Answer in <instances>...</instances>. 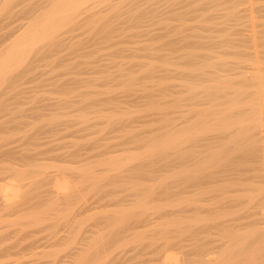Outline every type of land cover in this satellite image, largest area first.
I'll return each mask as SVG.
<instances>
[{"label": "rangeland", "instance_id": "obj_1", "mask_svg": "<svg viewBox=\"0 0 264 264\" xmlns=\"http://www.w3.org/2000/svg\"><path fill=\"white\" fill-rule=\"evenodd\" d=\"M0 163V264H264V0H0Z\"/></svg>", "mask_w": 264, "mask_h": 264}, {"label": "bare ground", "instance_id": "obj_2", "mask_svg": "<svg viewBox=\"0 0 264 264\" xmlns=\"http://www.w3.org/2000/svg\"><path fill=\"white\" fill-rule=\"evenodd\" d=\"M1 154H2V153H1ZM27 155H28V154H27ZM34 156H35V155H34ZM5 158H6V157H5ZM22 158H23V157H22ZM29 158H30V157H29ZM6 160H7V159H6ZM15 162H16V161H15ZM1 163H2V162H1ZM1 163H0V164H1ZM0 166H1V165H0ZM11 166H12V165H11ZM14 168H16V167H14ZM18 169H19V168H18ZM2 171H3V170H2ZM28 174H29V173H28ZM11 175H12V174H11ZM16 176H17V175H16ZM20 177H21V176H20ZM11 179L13 180V178H11ZM21 179H22V178H21ZM208 180H209V179H208ZM8 181H10V180H8ZM207 183H208V182H207ZM177 191H178V190H177ZM18 194H19V193H18ZM1 196H3V195H1ZM15 197H16V196H15ZM24 197H25V196H24ZM4 198H5V197H4ZM17 201H18V200H17ZM4 203H5V200H4ZM8 203H9V202H8ZM11 203H12V202H11ZM99 204H100V203H99ZM98 207H99V206H98ZM95 209H96V208H95ZM78 215H79V214H78ZM163 217H164V216H163ZM165 217H166V216H165ZM152 223H153V222H152ZM152 225H153V224H152ZM150 226H151V225H150ZM150 226H149V228H150ZM153 226H154V225H153ZM121 235H122V234H121ZM117 236H118V235H117ZM89 240H90V239H89ZM123 240H124V239H123ZM169 240H170V238H169ZM176 240H177V239H176ZM113 241H114V240H113ZM170 241H171V240H170ZM165 242H166V240H165ZM170 243H171V242H170ZM170 243H169V244H170ZM6 244H7V243H6ZM83 244H84V243H83ZM165 244H166V243H165ZM167 245H168V244H167ZM41 246H42V245H41ZM182 246H183V245H182ZM30 247H31V246H30ZM30 247H29V248H30ZM58 247H59V246H58ZM77 247H78V246H77ZM81 247H82V246H81ZM160 247H161V246H160ZM29 248H28V249H29ZM93 248H94V247H93ZM51 249H52V248H51ZM174 249H176V248H174ZM177 249H178V248H177ZM46 250H47V249H46ZM90 250H91V249H90ZM171 250H172V248H171ZM44 251H45V250H44ZM47 251H48V250H47ZM107 251H108V250H107ZM178 251H179V250H178ZM45 252H46V251H45ZM108 252H110V251H108ZM159 252H160V251H159ZM207 252H208V251H207ZM175 253H176V252H175ZM209 253H211V252L209 251ZM209 253H207L206 255H209ZM15 254H16V253H15ZM15 254H14V255H15ZM184 254H185V253H184ZM184 254H183V255H184ZM96 255H97V254H96ZM127 255H128V254H127ZM201 255H202V254H201ZM201 255H200V256H201ZM203 255H204V254H203ZM206 255H205V257H206ZM123 256H124V255H123ZM159 256H160V255H159ZM164 256H165V255H164ZM164 256H163V257H164ZM196 256H197V255H196ZM189 257H190V256H189ZM197 257H198V256H197ZM209 257H210V256H209ZM87 258H88V257H87ZM200 258H201V257H200ZM66 259H67V258H66ZM70 259H71V258H70ZM78 259H79V258H78ZM203 259H204V258H203ZM207 259H208V261H209V258H207ZM194 260H195V259H194ZM197 260H198V259H197ZM199 260H201V262L204 261V260H202V259H199ZM81 261H82V260H81ZM208 261H205V262L208 263ZM126 262H127V261H126ZM163 262H164V260H163ZM180 262H181V261H180ZM189 262H190V261H189ZM211 262H212V261H210L209 264H211ZM167 263H168V262H167ZM203 263H204V262H203ZM158 264H159V263H158Z\"/></svg>", "mask_w": 264, "mask_h": 264}]
</instances>
